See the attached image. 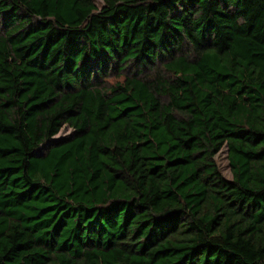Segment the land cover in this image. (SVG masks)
<instances>
[{
	"label": "trees",
	"instance_id": "16d2710c",
	"mask_svg": "<svg viewBox=\"0 0 264 264\" xmlns=\"http://www.w3.org/2000/svg\"><path fill=\"white\" fill-rule=\"evenodd\" d=\"M0 264H264V0H0Z\"/></svg>",
	"mask_w": 264,
	"mask_h": 264
},
{
	"label": "rangeland",
	"instance_id": "374dc122",
	"mask_svg": "<svg viewBox=\"0 0 264 264\" xmlns=\"http://www.w3.org/2000/svg\"><path fill=\"white\" fill-rule=\"evenodd\" d=\"M95 4L98 6V8H101L104 5V0H93ZM112 82H114V78L111 79ZM73 133V129L69 127L68 125H65L61 131L54 137V138H66L69 137ZM215 160L224 175V177L231 179V169L229 165V160L227 158V150L226 148H223L218 152V154L215 156Z\"/></svg>",
	"mask_w": 264,
	"mask_h": 264
}]
</instances>
